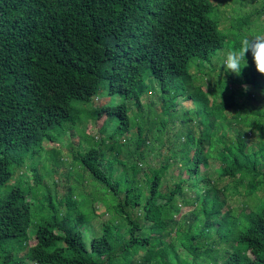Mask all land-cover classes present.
<instances>
[{
	"label": "trees",
	"instance_id": "obj_1",
	"mask_svg": "<svg viewBox=\"0 0 264 264\" xmlns=\"http://www.w3.org/2000/svg\"><path fill=\"white\" fill-rule=\"evenodd\" d=\"M215 10L212 0H0V186L12 178V163L22 165L28 153H36L45 140L56 139L52 134L56 126L65 121L73 125L79 118L96 120L104 114L103 128L111 121L114 124L112 135L105 136L110 141L96 138L84 148L77 145L73 159L80 161L94 178L116 191L119 179L113 177L112 164L119 157H108L105 149L113 148V140L133 125L126 103L86 108L74 103V99L90 101L97 93L103 75L108 93L120 92L127 98L135 97L138 102L140 93L146 89L142 81L149 67L162 82V112L165 110L163 89L173 87L177 77L188 72L191 56L200 58L203 63L224 44L226 33L219 26L220 17ZM263 14L264 1L251 12L227 16V28L240 31L239 40L230 44L232 49L240 46V39L245 34L242 29ZM246 59L247 65L240 75L223 70L225 77L217 79L212 89L200 84L206 80L203 76L206 72H200L204 68L201 65L193 72L196 76L192 80H197V76L200 80L192 90L184 91L187 80H191L184 77L181 82L185 87H175L171 94L191 100L192 106L184 107L186 111L209 114L221 105L233 107L232 92H245L240 86L222 91L219 81L238 85L244 81L252 86L253 100L260 94L255 89L264 88L260 78L263 76L264 79V75L256 70L250 52ZM214 93L215 98H211ZM161 112L154 120L157 121ZM258 122L259 134L264 137V122L260 119ZM159 126L166 127V124ZM137 128L136 150L141 155L147 136L142 125ZM184 135L182 165L193 171L201 162L205 163L204 136L195 135L192 129L186 130ZM260 149L261 156L264 144ZM218 154L224 163L220 174L234 176L241 173L239 181L241 176L250 174L248 194L262 184L264 170L259 167V155L246 163H238L226 150L222 149ZM174 155L175 151L171 153ZM112 159L109 171L106 160ZM165 165L166 162L151 168V177L147 179L149 191L145 195L141 218L150 221V225L144 227L142 221L125 210L118 200L112 207L124 213V219L130 224L126 229L129 235L118 233L115 225L105 222L102 231L92 235L88 244L81 228L88 214L78 208L73 216L69 213L70 206L75 203L72 189L65 195L66 210L60 206L62 200L50 198L46 214L41 216L34 233L30 234L32 241L26 240L24 246L17 244L16 239L27 233L31 223L29 196L33 189L32 184H13L0 196V264H196L200 252L205 251L210 255L203 257L207 264H264V204L248 212L241 209L240 217L246 219L245 223L234 225V231L227 235L220 232L222 224L217 223L215 231L226 244L222 262L214 253L219 241L208 240L210 229L216 223L214 217L228 218L220 215L222 206L204 219L198 239L195 235L189 236L186 244L177 240L167 242L173 227L172 223L167 227L165 216L168 211L164 212L163 206L178 191L181 179L169 190L170 195L164 202H157ZM135 168L138 172L139 167L136 165ZM35 176L34 183L39 180ZM133 186L130 183L124 187L125 202L130 206L139 203L141 194L140 187L135 192ZM115 235L122 236L118 245ZM230 239L232 244H229ZM176 243L184 248L183 251L190 252L192 258L181 256ZM21 248L24 256L19 254ZM139 250L142 251L139 253Z\"/></svg>",
	"mask_w": 264,
	"mask_h": 264
},
{
	"label": "rangeland",
	"instance_id": "obj_2",
	"mask_svg": "<svg viewBox=\"0 0 264 264\" xmlns=\"http://www.w3.org/2000/svg\"><path fill=\"white\" fill-rule=\"evenodd\" d=\"M212 1L214 7H216L215 12L220 17L219 26L226 33L224 44L210 56L209 60H203V63L200 58L191 56L188 72L178 76V81L173 87L168 86L163 89L165 110L163 109L161 112L163 101L160 98V87L162 82L158 76L152 74L149 67L146 68L145 80L142 81L146 89L140 93L138 102L135 97L127 98L120 92L108 93L107 81L103 75H101L97 93L90 101L74 99V103L86 108L125 102L128 113L134 120L133 123L131 119V125H133L130 126L129 131L119 134L113 140L114 147L105 149L108 157L112 155L119 157V160H115L112 164L113 177L117 180L119 179L116 191L94 178L81 165L80 161L73 159V151L77 149V145L84 148L96 138L108 140H105L106 142L110 141L107 138L114 132V124L111 121L108 127L105 126L103 128L106 123V115L104 114L96 120L92 117L87 119L79 118L73 125H69L67 121L62 122L52 131L56 139L45 140L43 142L44 145L36 153H28L22 165L11 164L13 176L0 186V196L4 195L13 184L22 186L32 184L31 188L33 189V193L29 196L32 206L31 223L27 233L16 239L17 244L22 243L24 246L26 240L29 243L32 241L30 234L34 233L36 224L41 216L46 214L49 208L48 203H50L51 199L62 200L60 206L63 211L66 210L67 200L65 195L68 189H72L71 195L75 199V203L70 206V215L73 216L77 208L88 214V219L81 227L87 244L92 235L102 231L101 228L105 222L115 225L118 233L129 235L126 229L130 224L124 219V213H119L112 207L118 200L123 203L125 210L131 212L133 216L136 215L140 222L142 221V225L147 228L150 225V221H144L141 218L145 195L149 191V181L147 179L151 177V168L160 167L162 163L166 162L167 165H165L159 181V194L156 201L164 202L168 198L167 196L170 195L169 190L175 188L176 181L181 179L178 191L172 195L171 200L167 201L168 204L165 203L163 206L164 212L168 211L165 216V220L168 223L167 227L171 223L173 227L166 241L177 240L186 244L189 236L196 237L195 235H198V239L202 231V223L207 216L216 212L222 206L220 215L228 218L214 217L216 223L210 229L208 240L219 241L215 246L214 253L217 255L219 262L223 261L222 255L226 244L225 239L219 238L218 233L215 231L217 223L222 224L220 232L226 235L234 231V225L240 226L245 223L246 219L240 217L242 216L240 211L255 210L264 204V177L262 184L248 194L246 189L250 174L241 176L240 181L239 176L241 173H236L234 176L220 174L224 163L218 153L222 149L226 150L235 157L238 163H246L254 155H259L260 146L264 144V137L259 134L261 130L258 122L259 119L260 122H264V88H262L263 90L256 88L255 91L260 94L252 100L251 93H254V91L252 92V86L249 83L243 81L241 85H238L221 80L218 85H220L219 88L222 91L227 90V87L238 88L240 86L245 92H236V94L232 92L233 107L228 108L226 105L224 108L221 105L214 108L209 114L205 112L197 114L193 110L186 111L184 107L190 108L192 106L191 100L188 98H176L171 92L175 87H185L181 82L184 77L191 79L187 80L184 91L192 90L196 81L200 80V76L196 77L197 80H192V77L196 76V73L193 72H197L201 65L204 68H201L200 72H206V74H203L206 80H203V83H200L202 81L198 83L204 88L208 86L212 89L217 79L225 77L223 70L227 69L221 67L224 54L232 49L230 44L235 39L239 40L238 37L240 38L238 36L240 31L227 28L229 27L227 16L235 17L244 12H251L264 0ZM234 25H237V22ZM242 30L245 32L244 35L248 36L264 34V14ZM260 78L264 82L263 76H260ZM245 87L247 90H245ZM215 95L216 93L212 94L211 98H215ZM206 97L210 101V97L207 94ZM173 102H176L174 106H168ZM179 102L180 104L177 105ZM158 112L161 113L157 116L156 121L154 119ZM211 119L215 120L211 121ZM159 124H166V127H160ZM138 125L143 126L147 136V144L142 146L141 155L136 150ZM106 127L107 130L104 132ZM191 129L195 135L201 134L204 136L205 155V163L201 162L202 164L193 171L189 167L182 165V157L184 155L181 153L185 131H191ZM102 147H105V145L103 144ZM173 151L176 152V155L171 156ZM259 160V167L264 170V150L262 155H259ZM112 161L113 159L106 160L107 170L109 171V165ZM134 162L136 164H132ZM136 165L139 167L138 172H136ZM190 171L192 175L189 174ZM34 174L39 178V180L36 179L35 183ZM257 178L259 179V177ZM130 183L134 184L132 190L135 192H137L139 187L141 189L139 203L134 206H130L125 202L126 193L124 187ZM63 195L64 198H62ZM136 216L135 218H137ZM145 231L146 229L143 230V232ZM114 240L118 245L122 240V236L115 235ZM229 244H232L231 239ZM175 247L181 250V256L192 258V254L188 251H183L184 248L182 246H178L176 243ZM141 251L139 250V253ZM200 253L196 264H207L203 257L208 255L209 251ZM19 254L25 255L23 248L19 250ZM94 256L97 257V254H94ZM136 258H138V255H136Z\"/></svg>",
	"mask_w": 264,
	"mask_h": 264
},
{
	"label": "clouds",
	"instance_id": "obj_3",
	"mask_svg": "<svg viewBox=\"0 0 264 264\" xmlns=\"http://www.w3.org/2000/svg\"><path fill=\"white\" fill-rule=\"evenodd\" d=\"M249 52L256 70L264 75V34L242 36L238 48L225 52L221 67L240 75L242 68L247 65L246 56Z\"/></svg>",
	"mask_w": 264,
	"mask_h": 264
}]
</instances>
